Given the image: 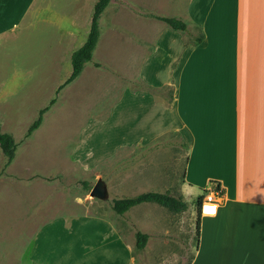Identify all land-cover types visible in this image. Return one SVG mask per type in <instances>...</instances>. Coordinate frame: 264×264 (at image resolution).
<instances>
[{"label": "rangeland", "instance_id": "1", "mask_svg": "<svg viewBox=\"0 0 264 264\" xmlns=\"http://www.w3.org/2000/svg\"><path fill=\"white\" fill-rule=\"evenodd\" d=\"M94 1L80 4V18L69 0H35L23 18L20 2L10 14L0 11V127L17 144L9 164L0 150V264H72L63 260L62 251L64 237L73 233L70 223L79 227L80 240L93 238L92 226H80L91 217L84 215L119 220L110 201L147 191H169L188 208L171 213L140 204L123 215L131 227L133 264H188L194 255L198 190L183 187L186 152L172 132L144 136L133 94L170 101L171 85L147 92L136 84H161L164 77V67L141 70L144 50L137 44L141 37L153 39L164 26L143 16H176L185 0H113L100 16L91 61L56 94L71 72V53L85 41ZM64 5L69 13L61 12ZM53 97L56 102L42 124L26 138L38 110ZM98 179L107 186L106 200L90 196ZM148 214L166 231H152L151 223L140 220ZM136 230L156 233L146 249L133 245ZM31 237L38 238L33 245L40 250L33 256Z\"/></svg>", "mask_w": 264, "mask_h": 264}, {"label": "crops", "instance_id": "2", "mask_svg": "<svg viewBox=\"0 0 264 264\" xmlns=\"http://www.w3.org/2000/svg\"><path fill=\"white\" fill-rule=\"evenodd\" d=\"M34 1L0 0V11L10 14L20 2L23 18ZM90 1L69 0L75 5L72 9L64 5L61 12L69 13L70 8L80 18V4ZM175 17L187 23L188 33L159 21L164 26L153 39H138V48L144 50L141 70L164 67L161 84L138 81L155 88L172 86L168 103L155 101L148 93H133L141 108V132L151 139L177 133L186 144L183 187L210 194L215 181L222 189L214 212L200 208L198 242L190 264H264V0H185L183 13ZM198 34L202 41L191 42ZM65 36L73 38L71 32ZM157 74L158 70L153 76ZM89 215L80 226H92L93 238L80 240L79 227L75 230L70 223L73 233L64 237L63 260L133 264L131 227L125 217L84 216ZM140 220L151 223L152 231H166L156 216ZM136 231L150 236L146 249L156 233ZM35 239L30 238L32 256L40 251L33 245Z\"/></svg>", "mask_w": 264, "mask_h": 264}, {"label": "trees", "instance_id": "3", "mask_svg": "<svg viewBox=\"0 0 264 264\" xmlns=\"http://www.w3.org/2000/svg\"><path fill=\"white\" fill-rule=\"evenodd\" d=\"M111 1L112 0H95L93 4L90 26H89V30L85 38V41L79 48H77L71 53V56H70L71 72L69 76L64 80V82L57 87V90L55 92L56 94L61 89H63L65 86L69 85L74 80H76V78H78V76L81 74L84 65L91 61L92 52L96 46V43L100 35V31H99L100 16ZM145 16L148 18L156 19L158 21H162L171 30L179 31L182 33H188L187 23L178 17L158 16L155 14H146ZM191 39L192 41L188 40L187 42L191 41L193 43H199L202 41L203 35L198 34L197 36ZM95 65L97 67L99 66L98 64H95ZM136 84L144 85L145 87H147L146 88L147 92H155L157 91V89H159V88L151 87L139 81H137ZM55 102H56V97H53L49 100L46 106L38 110L36 118L32 121V123L28 126L26 130V133H25L26 138L31 136V134L40 127L43 121V116L45 115V113L49 111L50 107L54 105ZM172 134L178 136L177 133H172ZM167 143L168 142H166V144ZM180 146L185 150L187 149V146L184 143H180ZM16 148H17V144L12 134L3 131L0 127V150L6 159V164L11 163L13 159L15 158ZM211 189L215 191H219L220 194H222V189L220 187L219 182L212 181ZM208 191L209 190H204L203 194H206ZM203 194L198 195L195 201L196 213H197V218L195 221L196 243L198 242V236H199V217H200L201 203L204 197ZM142 203L157 204L165 208L167 211L171 213L184 212L188 208L187 203L181 197L174 196L169 191H164V192L147 191V192H141L137 195L130 196V197L112 199L110 201V206H111V209L117 215L122 216L132 207H135ZM149 237L150 236L147 233L136 231L135 232L136 248L139 250L144 249ZM188 264H190V262Z\"/></svg>", "mask_w": 264, "mask_h": 264}, {"label": "water", "instance_id": "4", "mask_svg": "<svg viewBox=\"0 0 264 264\" xmlns=\"http://www.w3.org/2000/svg\"><path fill=\"white\" fill-rule=\"evenodd\" d=\"M90 196L99 200H106L108 198L107 186L103 180H97L90 191Z\"/></svg>", "mask_w": 264, "mask_h": 264}, {"label": "built area", "instance_id": "5", "mask_svg": "<svg viewBox=\"0 0 264 264\" xmlns=\"http://www.w3.org/2000/svg\"><path fill=\"white\" fill-rule=\"evenodd\" d=\"M219 195H220V192L219 191H215V190L210 192V194H207L206 199L202 200V203H201L202 208H203V205L205 203H209V204L215 206L214 207V210H215V208L217 207V204H218V199H216V196H219Z\"/></svg>", "mask_w": 264, "mask_h": 264}, {"label": "bare ground", "instance_id": "6", "mask_svg": "<svg viewBox=\"0 0 264 264\" xmlns=\"http://www.w3.org/2000/svg\"><path fill=\"white\" fill-rule=\"evenodd\" d=\"M214 205H211V204H209V203H205L204 205H203V211L204 212H214Z\"/></svg>", "mask_w": 264, "mask_h": 264}]
</instances>
